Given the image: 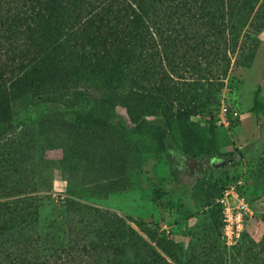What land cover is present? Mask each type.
I'll return each instance as SVG.
<instances>
[{
  "label": "trees",
  "instance_id": "1",
  "mask_svg": "<svg viewBox=\"0 0 264 264\" xmlns=\"http://www.w3.org/2000/svg\"><path fill=\"white\" fill-rule=\"evenodd\" d=\"M263 7L264 0H0V264L167 263L125 219L82 202L69 188L58 215H41L52 168L34 141L13 134L18 115L56 101L71 91L72 79L86 76L102 92L98 97L78 90L84 102L66 105L63 115L121 134L113 122L114 101L135 131L154 116L159 123H149L145 132L166 151L172 172L178 171L186 156L212 152L211 136L193 116L210 99L218 102L214 91L230 63L219 54L221 46L234 53L239 36L249 30L258 35ZM188 52L199 66L208 58L217 66L219 57L225 61L221 73L207 78L216 89L201 92V76V87L194 86L180 106L174 98L186 93L171 64L187 62ZM134 92L145 102L133 104ZM60 116L51 113L45 122ZM142 231L164 247L149 228ZM251 253L248 264H264Z\"/></svg>",
  "mask_w": 264,
  "mask_h": 264
},
{
  "label": "rangeland",
  "instance_id": "2",
  "mask_svg": "<svg viewBox=\"0 0 264 264\" xmlns=\"http://www.w3.org/2000/svg\"><path fill=\"white\" fill-rule=\"evenodd\" d=\"M152 37L156 40L155 34ZM237 40L234 53L221 46L219 54L229 57L230 63L226 74L219 75L216 91L217 86H211L207 78L209 72L213 76L221 73L225 61L222 57L218 66L210 64L209 58L199 66L192 58L195 53L188 52L187 62L177 59L171 64L173 73L179 76L178 79L173 75L178 86L186 93V98L181 93L176 95L175 105L183 106L190 93L194 94V86L201 87L197 82L201 76L205 81L201 92L208 95L214 91L218 98L214 104L210 99L207 108L193 116L200 117L211 136L212 152L186 156L175 172L166 151L145 132L149 123H159L158 118L147 115L146 127L135 131L125 110L114 101L113 122L117 130L125 131L121 134L85 123L79 117L63 115L66 105L84 102L78 90L96 96L102 92L101 86L86 76L72 79L71 91L59 95L56 101L21 110L13 134L21 140L34 141L52 168L51 190L49 198H44L41 215H58L61 197L69 188L82 202L125 219L167 262L161 264H248L251 252L257 253V261L260 257L262 262L264 39L249 30ZM0 53L3 57L4 53ZM165 68L169 69L167 65ZM145 98L134 92L131 102L138 105ZM221 100L240 114L229 126L220 121ZM51 113L61 116L48 124L45 120ZM166 144L169 149L173 146L168 138ZM225 190L230 191L228 198L231 192L243 197L250 210L243 214L242 230L234 244H227L221 233L224 206L217 199ZM230 202H236L234 196ZM144 227L156 239L164 240L163 248L142 231Z\"/></svg>",
  "mask_w": 264,
  "mask_h": 264
},
{
  "label": "built area",
  "instance_id": "3",
  "mask_svg": "<svg viewBox=\"0 0 264 264\" xmlns=\"http://www.w3.org/2000/svg\"><path fill=\"white\" fill-rule=\"evenodd\" d=\"M218 112L220 121L225 125L229 126L231 120L239 118V113L234 107H231L224 100H221ZM219 121V122H220ZM230 191L225 190L217 199L218 202L224 206L223 225L221 228L222 237L227 244L236 243L242 230V218L243 214L250 211L243 197L238 196L236 193L231 192V197H227ZM235 197L236 202H230L232 197Z\"/></svg>",
  "mask_w": 264,
  "mask_h": 264
},
{
  "label": "crops",
  "instance_id": "4",
  "mask_svg": "<svg viewBox=\"0 0 264 264\" xmlns=\"http://www.w3.org/2000/svg\"><path fill=\"white\" fill-rule=\"evenodd\" d=\"M259 36L264 39V30H262L260 33H259Z\"/></svg>",
  "mask_w": 264,
  "mask_h": 264
},
{
  "label": "flooded vegetation",
  "instance_id": "5",
  "mask_svg": "<svg viewBox=\"0 0 264 264\" xmlns=\"http://www.w3.org/2000/svg\"><path fill=\"white\" fill-rule=\"evenodd\" d=\"M229 161H230V159H229Z\"/></svg>",
  "mask_w": 264,
  "mask_h": 264
}]
</instances>
